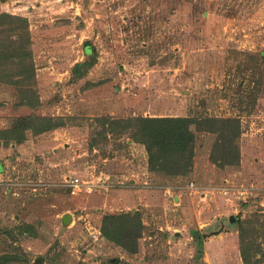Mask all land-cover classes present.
<instances>
[{
  "label": "rangeland",
  "instance_id": "obj_1",
  "mask_svg": "<svg viewBox=\"0 0 264 264\" xmlns=\"http://www.w3.org/2000/svg\"><path fill=\"white\" fill-rule=\"evenodd\" d=\"M0 264H264V0H0Z\"/></svg>",
  "mask_w": 264,
  "mask_h": 264
},
{
  "label": "trees",
  "instance_id": "obj_2",
  "mask_svg": "<svg viewBox=\"0 0 264 264\" xmlns=\"http://www.w3.org/2000/svg\"><path fill=\"white\" fill-rule=\"evenodd\" d=\"M23 57L27 56L23 55ZM22 119L24 120V118ZM136 121L139 123V134L145 141V149L148 155H152L153 149L161 153L167 152L185 155L186 146L190 138L189 128L193 124L191 119L182 117L138 118ZM22 122L17 120L14 123L15 125L13 124L10 129L4 131L9 132L8 135L11 138L15 135H20L23 140L25 133L33 130V127L31 122H26L27 125H24ZM39 131L41 132L42 130ZM242 260L245 262L244 257H242Z\"/></svg>",
  "mask_w": 264,
  "mask_h": 264
},
{
  "label": "crops",
  "instance_id": "obj_3",
  "mask_svg": "<svg viewBox=\"0 0 264 264\" xmlns=\"http://www.w3.org/2000/svg\"><path fill=\"white\" fill-rule=\"evenodd\" d=\"M44 70H47V68H44L43 71H44ZM66 74H68V72H65V73H62V75H61V74H59V75H61V76H62L61 78H63ZM41 77H43V78H41V81L39 82V83H41V84H39L38 88H36V90H38L39 92H40V91H45V90H47V88H48L49 85H50V84H45V83L42 81V80H46V81H47V76H46V75H43V76H41ZM54 84H55V83H54ZM40 99L43 100V101H45V99H47V98H44V99L40 98ZM119 163L122 164V162H119ZM108 164H109L108 166H110V163H108ZM112 167L114 168V166H112ZM103 173H104V174H103ZM103 173H102L103 181H104V179H106V181H108V183H107V185H106V188H107V192H109L110 189H108V188H109V187L112 188V186H111V182H112V178L115 177V176H112L111 173H106V172H104V171H103Z\"/></svg>",
  "mask_w": 264,
  "mask_h": 264
},
{
  "label": "built area",
  "instance_id": "obj_4",
  "mask_svg": "<svg viewBox=\"0 0 264 264\" xmlns=\"http://www.w3.org/2000/svg\"><path fill=\"white\" fill-rule=\"evenodd\" d=\"M70 187H71V193L74 194V193H78L79 191H85L87 193H89L91 191L89 185L87 182H78L77 179L73 180L70 184ZM95 234L92 233V236H94V238H96L97 236L96 235H100V232L99 231H94Z\"/></svg>",
  "mask_w": 264,
  "mask_h": 264
},
{
  "label": "water",
  "instance_id": "obj_5",
  "mask_svg": "<svg viewBox=\"0 0 264 264\" xmlns=\"http://www.w3.org/2000/svg\"><path fill=\"white\" fill-rule=\"evenodd\" d=\"M69 219V216H67V218L65 219V220H68ZM230 221H234V219L233 218H230Z\"/></svg>",
  "mask_w": 264,
  "mask_h": 264
}]
</instances>
